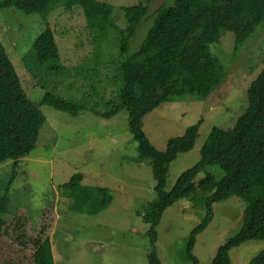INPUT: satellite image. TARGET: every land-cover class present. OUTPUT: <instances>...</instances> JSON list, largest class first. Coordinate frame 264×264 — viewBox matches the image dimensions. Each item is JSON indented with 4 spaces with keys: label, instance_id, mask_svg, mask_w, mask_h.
Segmentation results:
<instances>
[{
    "label": "trees",
    "instance_id": "1",
    "mask_svg": "<svg viewBox=\"0 0 264 264\" xmlns=\"http://www.w3.org/2000/svg\"><path fill=\"white\" fill-rule=\"evenodd\" d=\"M149 3L146 0L122 8L124 28L113 23L111 6L95 0H0V11L12 8L45 19L58 9L79 8L89 34L112 43L114 53L107 56L105 69L112 72L117 85L115 97L104 103L103 114L94 108L89 111L105 120L126 112L127 129L136 143L137 158L132 163L149 161L155 197L141 217L148 226V264H160L156 228L165 210L198 194L203 198V217L189 234L186 258L197 264L192 250L196 237L212 220V206L236 197L244 203L240 229L218 247L211 262L231 264V250L247 242L264 241V66L246 91L244 113L229 130L211 129L199 161L183 172L168 192L169 165L179 154L193 149L202 122L188 127L181 137L169 139L165 150L159 152L143 132V119L161 104L188 97L203 101L218 90L226 70L210 48L226 33L233 35L236 48L241 47L264 23V0H169L152 13ZM140 33V43L132 51ZM27 57L34 73L43 69L46 76L70 75L60 63L53 31L48 27L34 40ZM90 73L94 77L96 72ZM40 106L72 117L88 111L85 101L63 100L53 92H46L39 104H33L0 45V165L10 162L15 170L17 161L35 149L45 123ZM15 176L13 171L0 191V264H55L48 228L40 225L38 231L26 232L28 225L42 222L47 208L43 206L35 218L25 186L20 190L23 198L10 190ZM82 179L81 174H74L58 192L69 201L73 215L96 216L108 208L112 197L105 188L82 186ZM5 215L11 217L9 222ZM248 264H264V250Z\"/></svg>",
    "mask_w": 264,
    "mask_h": 264
},
{
    "label": "rangeland",
    "instance_id": "2",
    "mask_svg": "<svg viewBox=\"0 0 264 264\" xmlns=\"http://www.w3.org/2000/svg\"><path fill=\"white\" fill-rule=\"evenodd\" d=\"M95 1L113 8L112 21L120 28L125 27L121 9L146 2ZM168 1L150 0L149 12ZM46 27L53 31L60 63L70 71L68 77L46 76L43 69L33 72L27 55ZM141 35L133 41L132 51L139 45ZM104 41L89 34L79 8L58 9L45 19L12 8L0 11V45L27 98L39 104L46 92H53L63 100L85 101L88 109L72 117L40 106L45 123L35 149L17 161L15 170L10 162L0 165L1 192L15 171L18 179L10 190L23 198L20 190L25 186L35 218L43 206L47 208L42 222L28 225L26 232H36L40 225L48 228L55 264H148V226L141 217L155 197L149 161L132 163L137 158L136 143L127 129L126 112L105 120L89 111L94 108L103 114L104 103L116 94L112 72L105 69L107 56L114 53V47ZM210 51L225 67L222 86L203 101L188 97L161 104L143 119V132L159 152L165 150L169 139L181 137L188 127L202 122L193 149L179 154L169 165L166 192L199 161L200 149L211 129L229 130L244 113L246 91L264 66V23L241 47L236 48L233 35L226 33ZM90 71L96 72L94 77ZM74 174L83 176L82 186L109 191L112 201L107 209L96 216L70 213L69 201L58 190ZM202 203L198 194L165 210L156 228L155 249L160 264H192L186 258L185 248L191 230L203 217ZM243 209L244 203L236 197L212 206V220L196 237L192 250L197 264H211L218 247L236 235ZM4 219L9 222L11 217L5 215ZM262 250L264 241L244 243L229 252L230 262L248 264Z\"/></svg>",
    "mask_w": 264,
    "mask_h": 264
}]
</instances>
